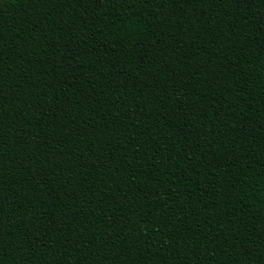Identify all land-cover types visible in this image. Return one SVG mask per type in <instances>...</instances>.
I'll return each mask as SVG.
<instances>
[{"label":"trees","instance_id":"16d2710c","mask_svg":"<svg viewBox=\"0 0 264 264\" xmlns=\"http://www.w3.org/2000/svg\"><path fill=\"white\" fill-rule=\"evenodd\" d=\"M0 264H264V0H0Z\"/></svg>","mask_w":264,"mask_h":264}]
</instances>
